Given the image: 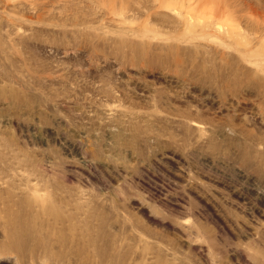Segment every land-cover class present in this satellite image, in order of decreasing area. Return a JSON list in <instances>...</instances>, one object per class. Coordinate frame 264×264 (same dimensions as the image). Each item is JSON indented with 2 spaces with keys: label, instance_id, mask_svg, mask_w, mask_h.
Returning a JSON list of instances; mask_svg holds the SVG:
<instances>
[{
  "label": "rangeland",
  "instance_id": "374dc122",
  "mask_svg": "<svg viewBox=\"0 0 264 264\" xmlns=\"http://www.w3.org/2000/svg\"><path fill=\"white\" fill-rule=\"evenodd\" d=\"M0 264H264V0H0Z\"/></svg>",
  "mask_w": 264,
  "mask_h": 264
},
{
  "label": "bare ground",
  "instance_id": "6f19581e",
  "mask_svg": "<svg viewBox=\"0 0 264 264\" xmlns=\"http://www.w3.org/2000/svg\"><path fill=\"white\" fill-rule=\"evenodd\" d=\"M190 13H191V14H190V18L192 19V17H194V16H193L192 12H190ZM200 18H201V17H200ZM195 19H196L197 21L199 20V18H195ZM190 21H191V20H190ZM190 21H189V22H190ZM192 21H194V19H193ZM199 22H200V21H199ZM205 22H206V24H208V25H209V23H210L209 21H205ZM198 24H200V23H198ZM253 26H254V25H253ZM204 27H206V26H204ZM219 27H221V24H218V28H219Z\"/></svg>",
  "mask_w": 264,
  "mask_h": 264
}]
</instances>
